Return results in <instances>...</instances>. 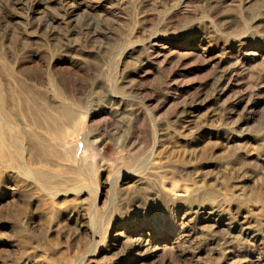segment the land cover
Listing matches in <instances>:
<instances>
[{
	"label": "rangeland",
	"instance_id": "obj_1",
	"mask_svg": "<svg viewBox=\"0 0 264 264\" xmlns=\"http://www.w3.org/2000/svg\"><path fill=\"white\" fill-rule=\"evenodd\" d=\"M0 94V264H264V0H0Z\"/></svg>",
	"mask_w": 264,
	"mask_h": 264
},
{
	"label": "bare ground",
	"instance_id": "obj_2",
	"mask_svg": "<svg viewBox=\"0 0 264 264\" xmlns=\"http://www.w3.org/2000/svg\"><path fill=\"white\" fill-rule=\"evenodd\" d=\"M0 101H1V94H0ZM66 109V108H65ZM32 111V110H31ZM36 113V112H35ZM64 115L67 117V119H71L72 118V116H73V112L71 111H69L68 109L66 110V112H64ZM40 123V122H39ZM3 142H5V140H3V138H1V140H0V146L4 149V146H3ZM4 151H5V149H4ZM15 153H17V150L15 149V151H14ZM9 154H11L9 151L6 153V155H9ZM42 178H44V179H48L47 178V176L46 175H43L42 174Z\"/></svg>",
	"mask_w": 264,
	"mask_h": 264
}]
</instances>
